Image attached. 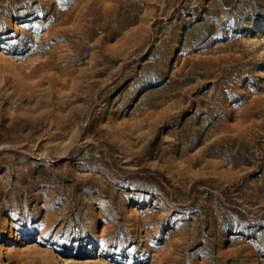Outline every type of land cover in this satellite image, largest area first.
<instances>
[{
  "label": "rangeland",
  "instance_id": "1",
  "mask_svg": "<svg viewBox=\"0 0 264 264\" xmlns=\"http://www.w3.org/2000/svg\"><path fill=\"white\" fill-rule=\"evenodd\" d=\"M0 264H264V0H0Z\"/></svg>",
  "mask_w": 264,
  "mask_h": 264
}]
</instances>
